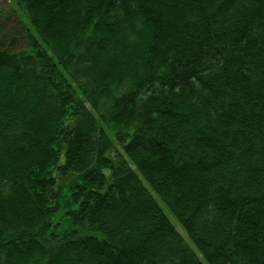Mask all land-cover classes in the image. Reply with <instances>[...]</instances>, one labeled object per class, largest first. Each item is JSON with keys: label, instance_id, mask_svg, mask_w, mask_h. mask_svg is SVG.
Wrapping results in <instances>:
<instances>
[{"label": "trees", "instance_id": "trees-1", "mask_svg": "<svg viewBox=\"0 0 264 264\" xmlns=\"http://www.w3.org/2000/svg\"><path fill=\"white\" fill-rule=\"evenodd\" d=\"M6 2L0 264H264V0Z\"/></svg>", "mask_w": 264, "mask_h": 264}, {"label": "rangeland", "instance_id": "rangeland-1", "mask_svg": "<svg viewBox=\"0 0 264 264\" xmlns=\"http://www.w3.org/2000/svg\"><path fill=\"white\" fill-rule=\"evenodd\" d=\"M0 8L1 10H8L9 9V3L6 2V0H0ZM16 16L19 18V20H21L23 23H26L24 20V17L22 15V13L19 10H15L14 11ZM12 19V18H11ZM12 21L15 24H18L16 19H12ZM62 161V159H61ZM143 184L146 186V188L148 189V191L152 194V196L154 197V199L158 202V204L161 206L162 210L164 211L165 215L168 217V219L170 220L171 224L175 227L176 231L183 237V239L188 243V245L191 246L190 242L188 241L184 231L181 229V227L178 225V223L175 221V219L168 213V211L164 208V206L160 203V201L158 200V198L154 195L153 191L151 190V188L148 186V184L142 179ZM192 247V246H191Z\"/></svg>", "mask_w": 264, "mask_h": 264}]
</instances>
